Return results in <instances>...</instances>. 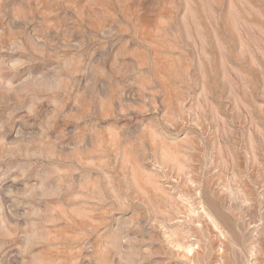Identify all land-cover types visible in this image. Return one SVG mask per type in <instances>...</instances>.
Returning a JSON list of instances; mask_svg holds the SVG:
<instances>
[{"label": "rangeland", "instance_id": "1", "mask_svg": "<svg viewBox=\"0 0 264 264\" xmlns=\"http://www.w3.org/2000/svg\"><path fill=\"white\" fill-rule=\"evenodd\" d=\"M0 264H264V0H0Z\"/></svg>", "mask_w": 264, "mask_h": 264}, {"label": "bare ground", "instance_id": "2", "mask_svg": "<svg viewBox=\"0 0 264 264\" xmlns=\"http://www.w3.org/2000/svg\"><path fill=\"white\" fill-rule=\"evenodd\" d=\"M192 247V246H191ZM188 248V247H187ZM190 253V252H189Z\"/></svg>", "mask_w": 264, "mask_h": 264}]
</instances>
